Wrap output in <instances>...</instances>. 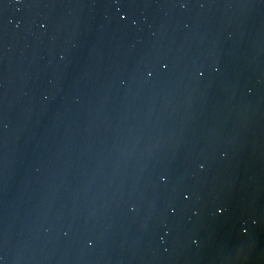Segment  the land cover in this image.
<instances>
[{"label":"water","instance_id":"95a60500","mask_svg":"<svg viewBox=\"0 0 264 264\" xmlns=\"http://www.w3.org/2000/svg\"><path fill=\"white\" fill-rule=\"evenodd\" d=\"M0 264H264V0H0Z\"/></svg>","mask_w":264,"mask_h":264},{"label":"snow or ice","instance_id":"6c2138e0","mask_svg":"<svg viewBox=\"0 0 264 264\" xmlns=\"http://www.w3.org/2000/svg\"><path fill=\"white\" fill-rule=\"evenodd\" d=\"M182 195H183L184 199H188L191 194L188 192H184V193H182ZM223 210L224 209L221 206H216V208H215V211H217V212H223ZM172 211H175V209H172Z\"/></svg>","mask_w":264,"mask_h":264}]
</instances>
